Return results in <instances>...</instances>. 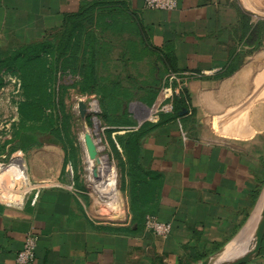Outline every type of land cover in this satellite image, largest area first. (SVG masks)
<instances>
[{
  "label": "crops",
  "instance_id": "crops-1",
  "mask_svg": "<svg viewBox=\"0 0 264 264\" xmlns=\"http://www.w3.org/2000/svg\"><path fill=\"white\" fill-rule=\"evenodd\" d=\"M103 1L111 11L127 15L131 24L102 33L95 29L103 36L101 64L110 65L109 56L117 51L121 64L162 65L151 51L171 44L177 69L215 71L192 78L185 89L188 109L140 142V166L159 173L162 182L145 204L154 214L147 216L171 224L172 231L165 236L146 229L127 232L132 215L121 188L117 203L124 207L116 223L97 222L88 212L84 189L74 187V181L70 186L62 142L43 134L38 143L12 150L10 139L0 146V159L21 155L29 185L24 202H9L22 197L10 192L6 179L17 182V166L1 170L0 264H17L29 233L38 238L32 264H145V249L154 260L159 256L164 264H178L200 244L227 242L256 206L264 161V41L257 49L254 42H240L239 12L250 16L253 25L256 20L239 0H178L171 11L147 9L145 0H0V50L41 41L61 26L65 13ZM236 59L237 65L229 68ZM136 123L134 128L142 125ZM117 133L124 130L113 132V139ZM263 199L248 222L249 231L255 230ZM257 260L264 264L261 255Z\"/></svg>",
  "mask_w": 264,
  "mask_h": 264
},
{
  "label": "trees",
  "instance_id": "trees-1",
  "mask_svg": "<svg viewBox=\"0 0 264 264\" xmlns=\"http://www.w3.org/2000/svg\"><path fill=\"white\" fill-rule=\"evenodd\" d=\"M106 2L83 4L78 12L65 13L62 24L53 34L41 40L25 44L8 51L0 50V89L4 85L3 73L17 74L22 81L23 100L19 103V121L13 127L12 150L26 149L38 143L41 135L57 137L63 144L66 153V165L75 157L74 142L71 136L70 115L64 108V93L69 88H76L81 94L99 96L102 112L99 119L107 129L113 147L114 156L121 174V190L129 197V210L132 224L126 228L129 233L145 229V220L153 210L145 204L153 197L152 193L161 185L159 173L145 171L139 164L140 142L153 129L181 117V112L188 109L185 93L175 96L174 110L161 113L158 122H145L138 128L129 112L133 100L152 105L156 99L155 85L158 79L149 83L147 95L136 97L130 89L124 87L119 78H111L102 72L100 58L104 55L101 36L96 28L103 29L131 23L123 12H113ZM240 14L241 39L246 45L254 42L257 49L264 41V20L250 23V16ZM256 40V41H255ZM152 54L161 62L165 72H180L173 62L174 46L165 45L153 49ZM234 63L229 68H234ZM226 73V72H225ZM78 77L72 85L61 83L63 76ZM124 127V129H122ZM124 130L115 135L122 151L117 147L113 132ZM257 193L255 198H257ZM249 214V213H248ZM154 215V214H153ZM224 243L217 244L219 250ZM195 251V250H194ZM193 251V261L207 256L208 251L197 254ZM261 257H264V243Z\"/></svg>",
  "mask_w": 264,
  "mask_h": 264
},
{
  "label": "rangeland",
  "instance_id": "rangeland-1",
  "mask_svg": "<svg viewBox=\"0 0 264 264\" xmlns=\"http://www.w3.org/2000/svg\"><path fill=\"white\" fill-rule=\"evenodd\" d=\"M242 7L247 9L251 16L254 17L256 22L258 20H264V0H239ZM58 30L52 29L48 34H53ZM103 38V36H101ZM256 41V40H255ZM263 43V42H262ZM105 52L106 49H105ZM114 58L108 59L110 62L108 64H101L102 72L104 75L111 78H119L122 85L130 89L133 93L136 94V97H142L147 95V92L150 90L149 83H152L158 79L157 84L154 86L155 91L157 92L156 99L152 105H147L139 100H133L130 106V112L132 117L138 122H157L159 117H157V106L164 99V87L168 83V74L170 72H165L162 74L164 67L160 64L153 65L152 63H146L143 65H125L118 62L119 52H115ZM151 61V60H150ZM103 62V59L101 60ZM237 64V59H236ZM78 77L63 76L61 78V83L72 85ZM187 87V86H186ZM83 101L87 104V112L84 117L80 115L79 112V102ZM64 108L67 115H70L71 123V136L74 142L75 157L70 158V164L73 167L74 174L73 177L68 172V167L64 171L70 176V186L72 182H76L74 187H81L84 189L85 194L83 195L87 206L89 214L97 222H106V223H116L118 220L120 209L122 207L123 213V203L122 206H119L117 203L118 191L121 186V176L120 171L117 166V160L114 156L113 147L108 137L107 129L112 128L111 126L104 125L99 119V115L102 112V108L99 101V96L96 94H81L76 88H69L64 93ZM116 140V139H115ZM91 145V150L89 149ZM86 148L89 149V160H86ZM264 159V154H263ZM259 164V163H256ZM68 165V164H67ZM262 166L261 176L257 181L256 185V206L261 201V198L264 194V161L260 163ZM96 166L95 172L90 173L91 169ZM90 170V171H89ZM64 172V173H65ZM92 176L94 181L90 180L89 176ZM110 175V176H109ZM106 176H109L108 178ZM263 177V178H262ZM1 178V177H0ZM10 184V180L6 178ZM4 180V179H3ZM11 184L15 183L11 181ZM11 187V186H10ZM106 187V188H105ZM13 194L14 191L11 189ZM121 204V203H120ZM255 206V208H256ZM255 208L249 213V217L246 221L239 227L238 231L233 235L223 246L216 250L217 244L215 243H204L200 244L201 247L195 249L197 254L202 253V251H208L207 256L199 261H193L192 257H183L178 261V264H197L200 261H203L208 258H214L225 248L233 238L240 232V230L245 226L254 212ZM256 227V225H255ZM149 232L155 234L150 229L146 228ZM252 235H250V234ZM156 235V234H155ZM254 231L250 230L243 236L238 243L229 246L225 251L231 249V247L240 246L239 251H245L253 243ZM240 243V244H239ZM199 245V244H198ZM263 244L260 252L262 251ZM194 251V252H195ZM225 251H222L223 254ZM193 252V250H192ZM253 256V258L245 264H258L257 259L260 255ZM220 253V254H221ZM156 255V254H155ZM144 256L147 260L145 264H150L149 259L151 256H154L151 250L144 251ZM156 257V256H155ZM155 257H152L151 264H164L161 260V257L158 256V260H154Z\"/></svg>",
  "mask_w": 264,
  "mask_h": 264
},
{
  "label": "built area",
  "instance_id": "built-area-1",
  "mask_svg": "<svg viewBox=\"0 0 264 264\" xmlns=\"http://www.w3.org/2000/svg\"><path fill=\"white\" fill-rule=\"evenodd\" d=\"M144 5L147 9L171 11L178 7V0H145ZM213 72L215 71H202L199 73L195 71H171L168 74V83L166 87H164V99L157 106V117H159L161 113H170L174 110L175 96L185 93L186 86L192 78ZM3 76L5 84L0 91V146L12 139L13 127L19 121V103L23 100L22 81L19 75L4 73ZM16 166L17 170L14 171V175L17 182L14 185L10 183L8 188L20 192L22 197L19 200L13 197L9 198L8 200L11 203L24 202L26 195H28L27 186L29 185V179L26 175L25 163L21 155L12 153L1 156L0 177L2 175L1 169H7V171H9ZM67 166L69 174L73 177L74 170L72 165L68 163ZM18 171H21L22 174ZM26 183H28V185H26ZM3 185L4 180L0 178V189L3 188ZM36 200L37 194L33 197L32 204H35ZM145 225L146 228L153 231L156 235L165 236L172 231L171 224L163 223L155 216H147ZM37 240L38 238L35 234L29 233L26 236L22 249L17 253V264L33 263L36 256Z\"/></svg>",
  "mask_w": 264,
  "mask_h": 264
},
{
  "label": "water",
  "instance_id": "water-1",
  "mask_svg": "<svg viewBox=\"0 0 264 264\" xmlns=\"http://www.w3.org/2000/svg\"><path fill=\"white\" fill-rule=\"evenodd\" d=\"M78 107H79L80 115L82 117H84L86 112H87V104L85 102H83V101H80ZM53 140L56 143L61 144V141L57 137H53ZM91 148H92L91 145H89V149L90 150H91ZM250 218H249V220H250ZM249 220H248V222H249ZM248 222L240 230V232L233 238V240L225 248H223L222 251L227 250L232 242H233V244H234V242L238 243L239 240L243 236H245V234L249 231L250 226H251V223L248 224ZM252 242L253 243L251 244V246H249L247 248V250H245L240 256H237L236 258H234V259H232L229 262L224 263V264H245V263L249 262L253 258V256L259 254V252L261 250V247H262V244L264 242V199H263V205H262V210H261V213H260V217H259V219H258V221L256 223V227H255V230H254V235H253V241ZM197 264H213L212 258L205 259L203 261L198 262ZM218 264H221V263H218Z\"/></svg>",
  "mask_w": 264,
  "mask_h": 264
},
{
  "label": "bare ground",
  "instance_id": "bare-ground-1",
  "mask_svg": "<svg viewBox=\"0 0 264 264\" xmlns=\"http://www.w3.org/2000/svg\"><path fill=\"white\" fill-rule=\"evenodd\" d=\"M89 154H91L90 153V151H89V149H87L86 148V160H87V162H88V160H89ZM92 155V154H91ZM11 166H13V165H11ZM97 168H96V166H94L92 169H91V171H90V173H92V172H95V170H96ZM2 170V169H1ZM110 176V175H109ZM109 176H106L107 178L109 177ZM90 177V180L91 181H94V179H93V177L90 175L89 176ZM106 188V187H105ZM4 195H5V192H4ZM13 195V194H12ZM11 197V196H10ZM250 234V233H249ZM250 235H252V234H250ZM240 244V243H239ZM237 245V244H236ZM234 246V247H231V249L230 250H228V251H225L223 254L221 253V254H219V255H217L216 257H214L213 259H212V262H213V264H218V263H221V264H224V263H227V262H229L230 260H232V259H234V258H236L237 256H240L242 253H243V251H239L240 249V246Z\"/></svg>",
  "mask_w": 264,
  "mask_h": 264
}]
</instances>
